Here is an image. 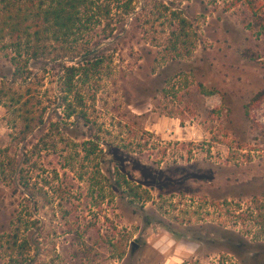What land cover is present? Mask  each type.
Returning a JSON list of instances; mask_svg holds the SVG:
<instances>
[{
    "label": "rangeland",
    "instance_id": "obj_1",
    "mask_svg": "<svg viewBox=\"0 0 264 264\" xmlns=\"http://www.w3.org/2000/svg\"><path fill=\"white\" fill-rule=\"evenodd\" d=\"M95 1L19 52L0 41V166L46 130L30 163L42 193L20 236L33 235L32 264L233 263L227 233L264 243V97L246 117L264 92L249 2L264 21V0H134L121 26L116 5ZM55 65L80 68L72 106ZM74 122L78 138L57 131ZM8 184L0 176V264L16 255L23 205Z\"/></svg>",
    "mask_w": 264,
    "mask_h": 264
},
{
    "label": "trees",
    "instance_id": "obj_2",
    "mask_svg": "<svg viewBox=\"0 0 264 264\" xmlns=\"http://www.w3.org/2000/svg\"><path fill=\"white\" fill-rule=\"evenodd\" d=\"M116 5L117 9L120 10L119 13V23L120 26L124 17L129 16L132 13V5L134 0H105ZM110 3V4H111ZM249 7L252 12L251 16V28L255 29L257 27H262L264 30V21L255 10L253 3L249 2ZM84 9L87 14L91 11L96 10L95 0H0V41L8 40L10 41L15 49L19 52L22 47L23 41H37L44 32V29L51 25V23H56L55 26H64V22L67 24L73 23L75 20L76 11L79 9ZM103 12L100 17H109L111 15V10L109 5L104 6ZM120 37V36H118ZM30 43V42H29ZM27 47L30 48V45ZM93 52H88L86 56L92 55ZM85 56V57H86ZM37 54H34V58ZM90 65L89 61L87 62ZM103 64L102 59H97L88 68H92L90 71L97 70L99 66ZM54 69L60 73L63 71L64 76V89L60 92L62 95L61 105L72 106L69 102V97L73 93V82L76 78V74L79 73L80 68L75 66H63L55 65ZM89 70V69H88ZM2 68L0 67V73ZM12 71V70H11ZM89 72V71H88ZM4 73V71H3ZM14 75L17 78H22L24 73L20 69H15ZM264 97V92L259 93L255 96L251 102L246 106V117L250 120L252 110L260 104L261 99ZM73 116L68 114V120ZM71 129V127H73ZM57 131H64L63 133L69 137L78 138V133L80 127L78 123L74 122L70 127H61V123L56 124ZM28 132H24L23 142L27 141V136L30 135V128H27ZM45 129H40L36 134L31 135L29 141L24 143V152L17 158L8 160L7 164L4 163L0 166V176H2L6 183L9 182L8 187L13 188V195L19 194L22 200V210L15 216L16 220L13 222L12 234L8 237V249H16V255H11L9 257L8 264H32L34 263V258L30 256L32 252L37 253L35 250V241L33 240V235L28 234L25 240H20L21 227L28 224V221L32 218L31 208L37 205L36 198L42 193V189H38V183L34 181L32 176V171L30 170L31 154L40 147H47V142L44 137H41L45 132ZM40 139L36 145H32V151H27L30 144L33 141ZM125 181V180H124ZM115 186L117 189L121 188V183L116 182ZM78 241L81 240V235L76 233ZM7 238V237H5ZM2 239V238H1ZM4 239V238H3ZM226 245V255L233 258V263L231 264H264V243L249 240L241 235H235L227 233L226 237L223 238ZM14 251V250H13ZM134 251V249H133ZM133 253H130V257ZM122 254L120 259H122Z\"/></svg>",
    "mask_w": 264,
    "mask_h": 264
}]
</instances>
